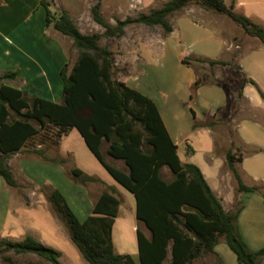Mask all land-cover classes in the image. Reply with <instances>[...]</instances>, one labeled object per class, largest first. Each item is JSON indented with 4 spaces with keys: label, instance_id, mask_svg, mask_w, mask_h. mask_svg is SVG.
<instances>
[{
    "label": "trees",
    "instance_id": "trees-1",
    "mask_svg": "<svg viewBox=\"0 0 264 264\" xmlns=\"http://www.w3.org/2000/svg\"><path fill=\"white\" fill-rule=\"evenodd\" d=\"M40 4L45 8L46 27H53L61 35L71 38L79 57L71 69L67 64L61 71L63 97L60 103L11 86L10 83L18 79L17 72L0 75V178L9 187L16 188L6 158L25 152L36 138L40 140V146L46 143L59 145L62 138L75 129L98 162L135 199L140 264H193L206 255L219 258L215 248L220 239H224L238 264H262L264 248L251 250L240 234L241 208L226 212L200 168L181 162L178 147L171 140L155 103L114 79L113 55L100 46V40L102 37L121 38L130 25L161 26L168 36L173 31L168 18L191 5L229 17L246 35L262 44L264 27L235 13L233 5L228 7L224 0H169L163 8L149 15L119 21L115 27L105 21L97 5L92 9L93 19L105 32L103 35H86L67 13L56 17L44 0H40ZM195 61L211 67L231 65L209 59ZM182 64L193 67L187 59L182 60ZM207 80L208 77H197L190 86V101L196 100L201 87L217 86L225 92V109L230 108L226 89ZM248 84L254 86L264 100V93L257 83L246 78L238 92L237 105L243 101V90ZM192 114L195 120L193 111ZM216 114L212 120L195 123L192 128L204 127L212 132L220 122L216 120ZM33 152L50 163L65 162L45 157L42 150ZM263 152L255 150L254 153ZM107 157L121 161L124 168L113 166ZM241 161L242 157L237 158L235 152L227 151L226 162L237 181L238 192L260 193L264 197L260 187L244 183L235 166ZM164 168L172 174V180L166 181L162 177ZM72 175L83 185L98 182L78 168ZM48 201L89 264H136L130 255H121L114 250L113 227L121 200L113 191L107 189L100 194L85 221L79 220L60 191L53 190ZM9 251L16 255L34 254L51 264H61L58 252L43 246L32 236L22 242L0 241V254Z\"/></svg>",
    "mask_w": 264,
    "mask_h": 264
},
{
    "label": "rangeland",
    "instance_id": "rangeland-1",
    "mask_svg": "<svg viewBox=\"0 0 264 264\" xmlns=\"http://www.w3.org/2000/svg\"><path fill=\"white\" fill-rule=\"evenodd\" d=\"M44 1L49 5L53 16L57 17L63 12L67 13L83 34L103 35L105 29L93 19L92 9L95 6H100L101 16L112 27H115L119 21L127 18L135 19L141 14L149 15L152 11L163 8L169 0ZM224 1L228 7L233 5L235 13L264 27V0ZM42 10L46 17L43 6ZM185 16L190 17L186 19L197 26L193 27L188 37L183 40L180 39L178 32L169 38H164L166 36L161 26L146 25L128 26L125 29V35L121 38L102 37L100 46L111 51L115 61L114 79L119 81L121 77L130 76L133 71L142 90L157 99L159 105L170 97L181 106L180 116L183 114L191 119H193L194 102H191L188 96H183L187 79L184 73L186 68L196 73V76L208 77V82L220 84L226 89L231 107L220 109V112L217 110L213 114L209 113L207 119V121L212 120L217 113L216 120H220L212 130L214 143L207 130L192 128L196 123L193 119L190 128L194 135L186 144L183 143L178 151L182 162L204 167L210 158H215L219 166L221 162L218 157L226 160V153L229 150L235 152L237 158L246 155V147L242 145V142L251 149L264 148V100L258 90L249 85L246 96L250 103L246 99L238 105L236 102L238 92L246 78L254 80L264 93V44L246 35L243 29L229 17L208 12L194 5L173 14L168 18V22L173 26L177 20ZM212 17L224 22L223 32L210 22ZM60 35L57 36L53 27H50L41 38L36 37V40L31 43L33 49L36 48L46 55L44 60H41L42 64L39 69H36V73L32 69L27 72L28 69L22 66L24 77L33 82L25 87L32 96L47 100H53L56 96L55 99H59L63 96L61 71L67 64L71 69L79 53L71 38ZM14 39L18 44L17 38ZM211 40L218 41L222 46L226 45L225 47L231 44L229 47L231 57L228 61L230 66L211 67L206 63L195 61L198 58L205 59L202 55L204 50L201 44ZM46 42V49L50 50L43 48L42 43ZM11 50L14 51L13 48ZM58 50L64 54L65 61L59 55ZM212 57L213 60H223L227 58V55L219 50ZM184 59L190 60L193 67L183 65L182 60ZM56 67H60L59 70H56ZM14 70L13 72H17L18 76L21 75L18 69ZM5 73L12 72H0L2 75ZM12 84L21 85L17 82H12ZM190 86L186 87V94L190 93ZM205 101L207 103V100ZM39 144L40 140L36 138L27 146L25 152L6 158L17 187H9L0 178V241L22 242L27 236H32L43 246L58 252L61 264H89L72 242L66 226L54 212L48 197L53 190L60 191L79 220L85 221L90 215L94 202L102 192L108 189L121 200L118 217L113 227L114 250L121 255H130L132 258L134 256L139 264L136 236L139 225L133 195L110 176L89 151L77 130H71L62 138L59 145L46 143L40 146ZM188 149L195 153L188 154ZM238 149L240 152L237 151ZM34 150H42L45 157L65 162L64 164L47 162L46 159L36 155ZM257 158L259 161L253 159L252 162H255V167L261 166V171L258 176L248 174L249 177L244 180V183L248 186L260 187V191L264 193V155H259ZM106 159L113 166L124 168L121 161L109 157ZM237 165L238 163L235 164L238 170ZM75 168L80 169L87 176L96 178L98 182L83 185L75 181L72 175ZM242 168L245 169V167ZM222 170L221 176H225L229 187L237 193L238 184L227 162ZM227 173L230 175L226 176ZM161 174L166 181L172 180V174L167 168H164ZM227 202V200L222 202L229 210L224 209L226 212L242 209L237 197L232 206ZM251 214V220L243 219L244 233L251 236L259 232L264 233V215L257 212ZM253 221L256 224L250 223ZM141 229L148 236L143 226ZM220 242L223 243L219 246V252L224 256L226 264H231L230 258L223 252L224 248L233 258L235 255L224 239H220ZM255 247L257 249L264 247V238ZM0 264L51 263L38 255H16L13 251H9L0 254ZM193 264H223V261L220 257L206 255Z\"/></svg>",
    "mask_w": 264,
    "mask_h": 264
},
{
    "label": "crops",
    "instance_id": "crops-1",
    "mask_svg": "<svg viewBox=\"0 0 264 264\" xmlns=\"http://www.w3.org/2000/svg\"><path fill=\"white\" fill-rule=\"evenodd\" d=\"M186 18H190L188 16L181 17L177 20L176 24L171 26L173 31L168 36L164 38H169L172 35L176 34L177 32L180 35V39L183 40L188 37L189 33L193 30V27L197 26L194 22L188 21ZM210 22L217 28L223 32L224 22L219 20L218 18H210ZM50 29L46 27V17L44 14V10H42V5L40 4V0H0V72H13L14 69H18L21 75L18 76L17 84H21L20 86L14 85L10 83L11 86H14L20 90L26 91L25 87L33 83L32 81H28L26 77H24V72L22 70V66H24L27 72H30L29 69H32L36 73V69H39L41 66V60H44L46 55L43 52H39L40 50L33 49L32 44L36 37H42L43 33ZM55 31V30H54ZM205 31V30H204ZM56 35L59 36L60 33L57 31ZM58 33V34H57ZM62 37V35H60ZM64 37V36H63ZM14 38H17V43ZM162 38V37H160ZM191 38V36L189 37ZM31 44V46H30ZM46 43H42L43 48L46 49ZM202 49L204 50L202 55L205 59L213 60V54L217 53L219 50L224 52L227 55L226 59L217 60V61H224L228 62L230 59V48L231 44L227 47L218 41H207L202 42L201 44ZM14 49L12 52L11 49ZM43 51V50H42ZM60 51V53H59ZM28 52V53H27ZM59 55L65 61L64 54L61 50H58ZM13 61V62H12ZM61 67V66H60ZM60 67H56V70H59ZM242 68V67H241ZM243 69V68H242ZM244 71V70H243ZM185 75L187 76L186 84L184 85V97L190 98V93L186 94V87L192 85L198 76L196 73L190 72V69L186 68L184 71ZM245 73V72H244ZM2 75V74H0ZM251 79V78H249ZM120 82L125 83L127 86L131 87L139 91L140 93L146 95L150 99L153 100L155 103L161 118L164 122V125L169 133V136L173 143L178 147V151L180 146L183 143H187L188 140L192 138L194 133L191 130L192 120L191 118H186L183 114L180 116V105L175 100L170 99V97L166 98V102H162L160 105L153 96L145 93L142 90V86L137 83L135 78V73L132 71L131 75L128 77H121L119 79ZM250 84L246 85L243 90L244 99H246L249 103L246 96L247 87ZM63 97V96H62ZM62 97L59 99L54 97L53 102L60 103L62 101ZM207 100V103L206 101ZM226 95L224 91L216 86H204L201 87L196 100L193 104V111L195 113L196 123L204 124L207 122L209 113H214L217 110L224 109L226 106ZM197 129H205L207 133L210 135L211 139L213 140L212 132L208 128L200 127ZM196 129V130H197ZM214 143V140H213ZM215 145V144H214ZM242 145L246 147V155L242 157V161L238 163L237 167L240 174L243 177V181L249 177L248 174L258 176L259 172L261 171V166L255 167V162H252L253 159H258L259 155H264L263 153H254L255 150H263L264 148H257L251 149L248 148V145L242 142ZM215 149V146H214ZM251 150V151H250ZM249 151V152H248ZM194 154L195 151H190L188 149V154ZM220 160V165L217 166L215 158H210L204 167L197 165L202 171L207 183L209 184L210 188L212 189L215 196L222 202L228 201L227 203L232 206L235 198H238L240 201L242 209L238 220V228L243 240L246 242L248 247L253 250L257 251L261 248L257 249V244H259L260 240H263L264 233H257L255 236H251L250 234L244 233V223L243 219H250L252 216V212H257L259 214L264 215V197L260 193H236L233 188L229 187L227 183V179L225 180V176L222 175V169L226 165V160L223 157H218ZM259 161V159H258ZM182 162V161H181ZM187 164L186 162H182ZM242 167H245L243 169ZM230 174L227 173L226 176ZM212 180V181H210ZM224 209L229 211L225 208L224 204L222 203ZM231 210V208H230ZM262 215V216H263ZM251 224H256V222H250ZM223 242H219V245L216 247V252L218 253L219 257L222 259L223 264H226V260L221 252H219V246ZM262 246V245H261ZM264 248V247H262ZM223 252L230 258L231 264H238L236 257L233 258L227 252L226 248H224ZM136 264H138L136 258L133 256ZM139 259V258H138ZM140 264V262H139ZM264 264V260L262 261Z\"/></svg>",
    "mask_w": 264,
    "mask_h": 264
}]
</instances>
